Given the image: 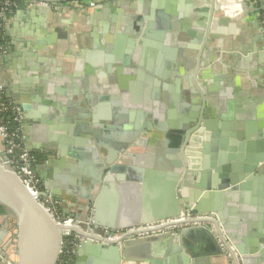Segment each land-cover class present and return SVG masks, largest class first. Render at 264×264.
<instances>
[{
  "label": "crops",
  "instance_id": "crops-1",
  "mask_svg": "<svg viewBox=\"0 0 264 264\" xmlns=\"http://www.w3.org/2000/svg\"><path fill=\"white\" fill-rule=\"evenodd\" d=\"M130 1L93 0V8L83 9L72 2L69 6H50L48 15L35 12L41 5L16 12L6 30L10 48L0 59V82L7 98L27 107L28 118L22 111L25 144L33 154L41 156L36 171L42 184L50 182L53 175L59 177L56 190L60 198L67 190L72 192V186L78 188L81 181L85 190L91 183V156L83 159L89 161L83 166L84 175L71 173L79 171V160L74 157L76 138L81 137L77 111L86 112L83 120L91 143L96 144L95 134L99 140L101 150L96 152L100 159L125 142L127 149L118 158L122 156L125 164L137 171L125 173L122 185L112 182L120 191L113 187L111 192L109 188V196L111 199L116 194L119 201L128 199V209L137 207L132 215L141 220L150 216L146 210L150 196L143 193V184L152 173L163 174L159 203L166 202L165 174L169 168L166 146L159 139H165L163 132L169 131L170 122L194 123L201 109H208L205 119L210 143L202 139L198 148L202 151L204 145L211 147L213 140L218 148L223 140L236 147L232 165L240 175H246L245 166L264 149V39L255 9L247 4L244 11L242 1L216 0L230 22L210 29L206 46L202 42L196 45L192 37L185 36L192 20L184 18V13H194L192 19L201 27L198 23L203 19L196 14L207 13L209 0H158L165 13L184 18L185 25L173 32L172 38V31L166 33L145 19L151 11L150 0L137 3L133 9L127 7ZM105 4L109 8H103ZM97 6L102 8L95 9ZM216 17H220L219 12L214 13ZM133 18H141L142 22L133 23ZM58 35L63 43L55 53ZM58 59L61 62L56 64ZM198 64L199 71L190 88L185 78ZM176 80L180 82L178 92ZM189 93L196 96L188 98ZM147 124L153 129L158 124L164 130L155 133L148 130ZM240 144L242 149L238 150ZM42 149L58 152L59 156L45 160L39 153ZM261 175L263 178L254 171L241 179L246 192L260 193L257 201L252 195L241 197L240 203L224 200L228 205L227 220L236 223L231 231L248 238L247 247L252 250L258 244L264 248V169ZM138 192L140 197H136ZM53 201L60 207V201ZM89 214L91 217L92 209ZM6 220L8 214L3 216V222ZM197 229L185 239L186 247L196 256L192 258L182 251L188 264H226L222 255L215 254L217 244L211 235ZM158 244L137 247L133 251L135 258L122 264H149L139 261L140 256L165 261L178 256L169 257L168 249H159ZM256 251L250 254L249 264H260L264 259L260 249L258 254ZM5 259H0V264H6Z\"/></svg>",
  "mask_w": 264,
  "mask_h": 264
},
{
  "label": "water",
  "instance_id": "water-1",
  "mask_svg": "<svg viewBox=\"0 0 264 264\" xmlns=\"http://www.w3.org/2000/svg\"><path fill=\"white\" fill-rule=\"evenodd\" d=\"M20 1L44 3L46 5L36 6L35 12L37 14L48 15L50 11L49 4H65L84 0ZM145 1L146 0H131L127 7L133 9L136 7L135 5L137 3L143 4ZM150 1L151 11L149 16L145 18L147 22L153 21L157 29L165 30L166 33L169 30L172 31V35H170L172 38L174 37L173 32L180 30L181 27L185 25L184 18H190L192 22L189 28L185 30V36L192 37L194 39L193 43L196 45L202 42V44L206 46L208 38H211L210 29H215L217 25H226L230 22L227 15L221 12L220 4L218 1L216 2V0H209L207 13L203 12L196 14L197 17L203 19L202 22L198 23L201 24V27H197V21H193V16H195L194 13L186 12L184 13V18H175L165 13L163 9L159 7L158 0ZM121 4L123 5V3ZM241 7L244 11L246 10L247 3L245 0H242ZM97 8H102V6H97L95 9ZM103 8H109V4L103 5ZM215 12H219L220 17L214 19L213 15ZM131 22L141 23L142 19L133 18ZM157 34L158 33H155V37L159 38ZM67 42L68 41H66V45ZM62 43L63 41H61L58 35V40L55 43V53L61 48L60 46ZM65 55H67V53H65ZM56 61V64L61 62L60 59ZM198 71L199 64L196 66L195 70L185 78L190 88L191 80H195ZM179 73L180 72L177 74L180 75ZM155 84H157L156 81ZM179 86L180 82L176 80L177 92L179 91ZM195 96V93L188 94V98ZM202 103H204V99H202ZM16 104L19 105L21 110L25 113V117L28 118V114L26 113L27 107L20 101H17ZM193 109L198 110L197 107ZM77 113V118H79L77 121L81 125V137L79 136V138H76L78 142L76 143L77 150L74 152V157L79 160L76 166L79 171L77 174L76 171H71V173L77 177L79 174L84 175L82 171L83 166L86 163L89 165V161L86 162L83 159L91 156L93 162H91L92 164L90 163L91 174H88L91 179V183L88 187L89 190H85L83 182L81 181L78 183V188L72 186V192L67 190L64 195H62V198H60V193L56 190L59 182V177L57 175H53V179L48 183L42 184L41 182L43 190L47 192L49 197L52 200L60 201V211L63 216H70L76 219L80 222L81 229L84 230L85 223L90 217V209H92L91 218L93 225L113 232L152 222L177 218L183 210H191L194 213L200 214L213 213L218 217L229 241L236 247L241 256L242 264H249L248 259L250 254L254 253L256 249L257 251L255 253L258 254L260 249L261 255L264 258L263 247L258 244L255 246L256 248L252 250L247 247V243L250 241L248 238H242L231 231L230 227L235 226L236 223L227 220L228 205L226 202L230 198L231 202L240 203L243 201L240 199L241 197L245 196L247 198L249 195H252L254 200L258 198L260 195L259 192H246L247 190H245L244 185L241 184V179L248 173H253L254 171L263 178L261 172L264 169V149L261 150V153L256 159L249 161L250 163L248 166H245L246 175H240L235 172L232 165L235 158L232 153L237 150L236 147L228 146V143L223 140L218 148L217 142L213 140L211 142V147L204 145L202 151L198 148L202 139L208 143L209 137L211 136L205 119L209 116L208 109H201L193 127L187 126L186 121L180 124L170 122L169 131L163 132L165 139H159L160 142L162 141L161 145L164 144L166 146V162L169 168L167 174H165L166 202L164 204L159 203V197H161L159 196V188L163 185L161 181L163 174L159 172L152 173L148 181L143 184V193H147L150 196V202L147 206L148 208H146L150 216L145 215V217L139 220L135 214L132 215L133 212L137 211V207L128 209V199L124 200L121 198L119 201L115 199L116 194H112L110 199L109 194L111 193L108 191L109 188H111V192L113 187L119 188L114 183L112 184V182H118L120 185L123 184L122 181L125 177V173L129 175L130 171L135 173L137 171H135V168L133 169L125 164L126 159L122 156L118 158V154H123L127 149L126 143L114 144L116 145L113 147L114 151L110 152L108 156H105L103 159H100L98 152H96V149L99 151L101 150L99 140H97L95 134L96 144L91 143L89 128L87 127L86 121L83 120V114H86V112L84 109H80ZM154 117L156 119L158 114L155 113ZM147 118L151 117L147 115ZM154 122H156V120ZM155 127L156 128L153 129L147 124L148 130L150 129L155 133H157L158 130H164V127L158 124H156ZM87 135L88 142L85 140ZM159 141L156 140V144H158ZM142 142L145 143L144 141ZM147 149L149 150V148ZM219 149L220 153H218ZM240 149H242V144H240L238 150ZM28 150L33 152L30 148H28ZM69 150H67L65 154H68ZM226 150L230 152L228 156L224 152ZM45 152L48 153L46 156L48 159L52 156H59L58 152L53 150L49 151L48 149H42L39 153L43 155ZM105 172L107 173L106 175H104ZM78 179L80 180L81 178ZM106 183H110V185ZM150 187H152V189L146 191V189ZM118 190L120 191V188ZM139 195L140 192L137 193L136 197ZM93 196L94 198H92ZM141 197H143L142 194ZM130 203L134 204L132 201ZM118 204H120V206ZM0 205L4 208L5 214H8V220L10 219L12 221L11 224H7V222L4 223L2 221L3 216L0 218V255L7 258L11 264H56L61 238L64 237L62 235L63 229L53 222L12 172L8 164L5 151V140L1 131ZM74 208L76 212H73ZM195 230L198 229L187 228L179 231L173 236L161 234L141 239L123 240L118 243H101L99 239H96L94 242L87 241L76 248L74 264H122L131 258H135V256H133V251L137 247L147 244L154 245V243L157 242L160 243L157 246L159 249H168L167 253L169 257L178 256L168 259V261L157 259L146 260L149 258L148 256H140L139 261L145 260L148 261L149 264H188L189 260L182 254V251L192 258L196 257L185 245V239L191 238V232H197ZM205 231L209 233L207 230ZM217 249L218 253L216 252L215 254L222 255L218 246ZM192 264H197V261H193ZM260 264H264V259H262Z\"/></svg>",
  "mask_w": 264,
  "mask_h": 264
},
{
  "label": "built area",
  "instance_id": "built-area-1",
  "mask_svg": "<svg viewBox=\"0 0 264 264\" xmlns=\"http://www.w3.org/2000/svg\"><path fill=\"white\" fill-rule=\"evenodd\" d=\"M85 1H77V3L75 2V6L80 9L85 7L93 8L95 6L93 0H89L86 3ZM237 1L241 2L242 0ZM245 1L255 9L261 34L264 39V13L259 12V10L264 11V0H258L257 2H252V0ZM23 2L25 6L46 5L40 2ZM70 4L54 3L49 4V6H69ZM13 6L14 3L12 0H5L3 10L5 11ZM6 53L7 50L5 48H0V59ZM23 122L21 108L14 101L6 97L4 87L0 82V131L5 140L8 164L30 196L43 208L53 222L63 229L62 235L64 237L61 238L56 264H73L76 248L87 241L94 242L96 239H99L101 243H118L123 240L141 239L161 234L173 236L187 228H202L207 230L214 238L226 264H242L241 256L236 247L229 241L218 217L213 213L200 214L194 213L191 210H183L177 218L152 222L113 232L94 226L92 218L89 217L85 223V229H81L80 222L70 216H63L57 202L53 201L47 192L43 190L41 180L36 173V164L39 159L35 157L36 155L33 152L28 150L25 144L22 135ZM0 259H4V256L0 255ZM5 260L6 264H11L9 260Z\"/></svg>",
  "mask_w": 264,
  "mask_h": 264
},
{
  "label": "trees",
  "instance_id": "trees-1",
  "mask_svg": "<svg viewBox=\"0 0 264 264\" xmlns=\"http://www.w3.org/2000/svg\"><path fill=\"white\" fill-rule=\"evenodd\" d=\"M258 0H252V2H257ZM14 6L6 9L5 11L3 10V4L4 1L0 0V48H5L7 51L9 50V43H8V37L6 35V30L9 22L12 20L13 16L15 15L16 12H24L26 9L25 3L23 1H13ZM260 13H264L263 10H259ZM53 17V15H51ZM37 159H39L41 156H35ZM39 161V160H37ZM38 165L36 164V168ZM5 210L4 208L0 205V218L1 216H4ZM12 221L9 219L7 221V224H11Z\"/></svg>",
  "mask_w": 264,
  "mask_h": 264
},
{
  "label": "flooded vegetation",
  "instance_id": "flooded-vegetation-1",
  "mask_svg": "<svg viewBox=\"0 0 264 264\" xmlns=\"http://www.w3.org/2000/svg\"><path fill=\"white\" fill-rule=\"evenodd\" d=\"M196 119H195V122L193 123V121H191V122H189V124H187V126H189V127H193L194 126V124L196 123ZM48 155V153H43V155H42V157L45 159V160H48V158H46V156ZM3 221V220H2ZM8 220H6V221H4V223H6ZM75 261V260H74ZM74 264V263H73Z\"/></svg>",
  "mask_w": 264,
  "mask_h": 264
},
{
  "label": "bare ground",
  "instance_id": "bare-ground-1",
  "mask_svg": "<svg viewBox=\"0 0 264 264\" xmlns=\"http://www.w3.org/2000/svg\"><path fill=\"white\" fill-rule=\"evenodd\" d=\"M239 2V1H238Z\"/></svg>",
  "mask_w": 264,
  "mask_h": 264
}]
</instances>
